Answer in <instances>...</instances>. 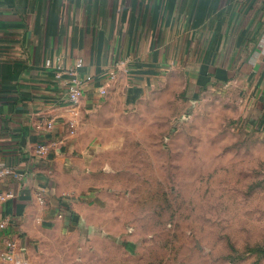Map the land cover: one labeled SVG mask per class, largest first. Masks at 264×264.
Segmentation results:
<instances>
[{"label": "crops", "instance_id": "obj_1", "mask_svg": "<svg viewBox=\"0 0 264 264\" xmlns=\"http://www.w3.org/2000/svg\"><path fill=\"white\" fill-rule=\"evenodd\" d=\"M78 62L85 93L69 106L55 71ZM178 76L195 92L241 86L240 117L264 128V0H0V159L26 173L0 182L14 195L0 202V252L14 242L25 258L42 223L89 193L109 117Z\"/></svg>", "mask_w": 264, "mask_h": 264}, {"label": "rangeland", "instance_id": "obj_2", "mask_svg": "<svg viewBox=\"0 0 264 264\" xmlns=\"http://www.w3.org/2000/svg\"><path fill=\"white\" fill-rule=\"evenodd\" d=\"M109 117L85 198L12 264H264V128L190 76Z\"/></svg>", "mask_w": 264, "mask_h": 264}, {"label": "built area", "instance_id": "obj_3", "mask_svg": "<svg viewBox=\"0 0 264 264\" xmlns=\"http://www.w3.org/2000/svg\"><path fill=\"white\" fill-rule=\"evenodd\" d=\"M82 67V63L78 62L73 69H64L63 67H58L55 71V78L62 79L66 77L65 87L67 105L76 106L78 105L84 96V82L79 77L78 70ZM116 76L114 71L107 74V79H113ZM36 131L39 134H48L54 129V123L52 121L42 120L35 126ZM73 126L72 131L73 133ZM48 152V146L46 142L38 143L35 146L34 155L36 158H43ZM26 173L19 168L11 165H6L0 159V182H21L25 179ZM14 195L11 192L0 193V202H5L12 199ZM41 204H44L43 198H39ZM10 225L8 220L0 221V232L6 230ZM15 253V243L7 242L5 249L0 252V258L5 264H12L14 262Z\"/></svg>", "mask_w": 264, "mask_h": 264}]
</instances>
